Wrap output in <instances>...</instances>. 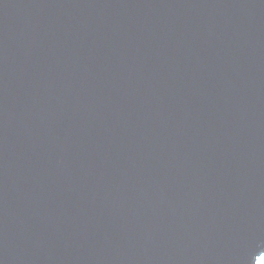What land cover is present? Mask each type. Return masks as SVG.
Returning a JSON list of instances; mask_svg holds the SVG:
<instances>
[{
  "label": "water",
  "instance_id": "1",
  "mask_svg": "<svg viewBox=\"0 0 264 264\" xmlns=\"http://www.w3.org/2000/svg\"><path fill=\"white\" fill-rule=\"evenodd\" d=\"M264 0H0V264H260Z\"/></svg>",
  "mask_w": 264,
  "mask_h": 264
},
{
  "label": "snow or ice",
  "instance_id": "2",
  "mask_svg": "<svg viewBox=\"0 0 264 264\" xmlns=\"http://www.w3.org/2000/svg\"><path fill=\"white\" fill-rule=\"evenodd\" d=\"M260 264H264V257H261Z\"/></svg>",
  "mask_w": 264,
  "mask_h": 264
}]
</instances>
